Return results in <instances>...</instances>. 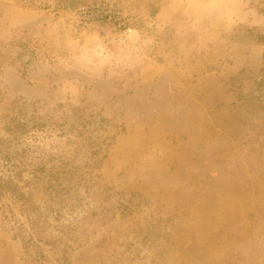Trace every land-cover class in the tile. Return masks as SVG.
Wrapping results in <instances>:
<instances>
[{"label":"rangeland","instance_id":"rangeland-1","mask_svg":"<svg viewBox=\"0 0 264 264\" xmlns=\"http://www.w3.org/2000/svg\"><path fill=\"white\" fill-rule=\"evenodd\" d=\"M255 204L264 0H0V264H224Z\"/></svg>","mask_w":264,"mask_h":264},{"label":"crops","instance_id":"crops-1","mask_svg":"<svg viewBox=\"0 0 264 264\" xmlns=\"http://www.w3.org/2000/svg\"><path fill=\"white\" fill-rule=\"evenodd\" d=\"M255 206L264 216V205L255 204ZM251 212L249 214L250 220L246 222L249 228L247 231V233L249 232V243L243 246V250L232 261L227 256L224 264H264V235L259 231L261 228L264 231V221L260 223L261 226L258 228V219L255 217V212L253 210Z\"/></svg>","mask_w":264,"mask_h":264}]
</instances>
